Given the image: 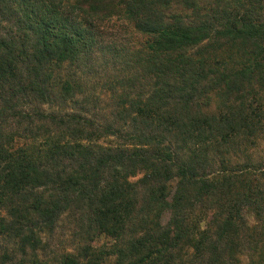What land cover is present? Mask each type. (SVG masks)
<instances>
[{
  "label": "trees",
  "instance_id": "trees-1",
  "mask_svg": "<svg viewBox=\"0 0 264 264\" xmlns=\"http://www.w3.org/2000/svg\"><path fill=\"white\" fill-rule=\"evenodd\" d=\"M118 27L143 41L110 91H122L119 117L143 129L112 150L97 144L116 135L112 127L42 107L75 102L78 81L98 73ZM9 120L28 124L17 136L32 145L12 147ZM261 135L264 0H0V207L8 210L0 236L22 249L36 254L40 245L30 212L53 227L64 211L86 206L96 231L122 242L118 264H175L183 246L204 252V264H227L235 248L260 243L261 229L244 214L264 210V173L231 158ZM205 219L215 231L201 241ZM88 256L62 264H104ZM25 261L5 252L0 264Z\"/></svg>",
  "mask_w": 264,
  "mask_h": 264
},
{
  "label": "rangeland",
  "instance_id": "rangeland-1",
  "mask_svg": "<svg viewBox=\"0 0 264 264\" xmlns=\"http://www.w3.org/2000/svg\"><path fill=\"white\" fill-rule=\"evenodd\" d=\"M113 34L118 37V41L116 44H111L109 46L110 49H105L103 54L100 55L97 74L88 77L82 76V79L80 78L82 81H78L76 92L82 94H79L75 98V102H71L70 99H59L54 106L46 105L42 107L43 112L46 114H54L58 117L71 114H79L85 117L86 114L96 125L106 128L112 127L111 130H114L116 135H101L97 140L98 145L112 150L121 148L122 146H131L130 144L133 141L130 138H135L143 129L141 128V124H135L132 121L133 117H129L128 119L119 117V106L123 102L122 91H110L111 86H109V84H112L118 78L116 70H118L119 66L125 67L128 55L131 54L129 56L131 59L143 40L140 38V35L134 34L130 28H115ZM116 45L118 47L115 48L114 46ZM120 56L121 58L119 59ZM134 66L133 64L131 68L129 65L130 71H134ZM78 76L81 77V74ZM148 80L146 79V81ZM151 83L149 80L148 85ZM149 89L148 86L142 91L145 96L148 95ZM128 91L126 90V93ZM134 96L132 95V97ZM32 109L33 107H30V110ZM28 127V124L24 122L18 124L15 120L8 121L6 130L16 134L12 145L14 149L24 147L26 144H33L29 139L17 136L18 132H22L23 129ZM47 128L51 136L57 134L54 126ZM37 131L38 134H44V130H38L37 128ZM40 137L46 138L43 135H40ZM231 159L233 166H237V168L245 167L252 172L264 173V135L255 139L249 145H241L240 149H236V153L232 154ZM141 178L142 175L139 174L137 177L131 178L130 181L136 182ZM6 212L8 210H3L0 207V214L7 216ZM260 212V216H255L254 213H251V215L244 214V218L251 228L258 227V229H261V234L259 233V245H254L252 248L248 246L235 248L232 253H229L227 264H264V210H260ZM93 213L94 211L87 210L86 206L84 210H66L56 219L54 226L49 227L40 223L38 216L30 212L27 215V219L31 221L29 224L30 228L35 226L34 223H39L40 232L37 233V238L40 239V245L38 251H36V254H33L27 248L22 249L21 244L16 238L12 239L8 234L1 235L0 259L6 252L14 257L16 262H21L24 258L28 264H31L33 261H36L37 264H62L67 256H84L87 249L89 252L87 261L95 255L97 257L100 256L104 264H118V254H113V251L116 245L122 246V242L117 237H106L96 231L94 224H92V220H94ZM214 215H217V212L213 210L212 216ZM168 220L169 214L167 212L161 214L159 221L166 223ZM208 222L210 223V219H205L200 225L202 230L207 229L202 239L200 238L201 241H205L214 235V225L212 223L211 227H209ZM200 227L195 231L201 232ZM19 250L25 251L26 254L21 253ZM176 253L178 259L175 264H204L208 261V257L204 252L195 254L193 248H184L183 246ZM226 253H228L227 250Z\"/></svg>",
  "mask_w": 264,
  "mask_h": 264
}]
</instances>
